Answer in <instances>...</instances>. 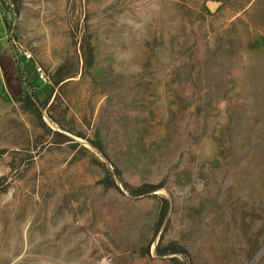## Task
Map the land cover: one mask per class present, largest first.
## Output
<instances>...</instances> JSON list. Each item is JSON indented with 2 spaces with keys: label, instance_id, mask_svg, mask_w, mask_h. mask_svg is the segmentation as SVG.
<instances>
[{
  "label": "rangeland",
  "instance_id": "374dc122",
  "mask_svg": "<svg viewBox=\"0 0 264 264\" xmlns=\"http://www.w3.org/2000/svg\"><path fill=\"white\" fill-rule=\"evenodd\" d=\"M0 264H264V0H0Z\"/></svg>",
  "mask_w": 264,
  "mask_h": 264
},
{
  "label": "built area",
  "instance_id": "2783aa9c",
  "mask_svg": "<svg viewBox=\"0 0 264 264\" xmlns=\"http://www.w3.org/2000/svg\"><path fill=\"white\" fill-rule=\"evenodd\" d=\"M25 57L27 59H32L33 58V53L32 52H25ZM37 71H38L39 76H40L41 79H46V73H45V71L43 70V68L41 66L37 67Z\"/></svg>",
  "mask_w": 264,
  "mask_h": 264
},
{
  "label": "trees",
  "instance_id": "16d2710c",
  "mask_svg": "<svg viewBox=\"0 0 264 264\" xmlns=\"http://www.w3.org/2000/svg\"><path fill=\"white\" fill-rule=\"evenodd\" d=\"M165 214V213H164Z\"/></svg>",
  "mask_w": 264,
  "mask_h": 264
}]
</instances>
